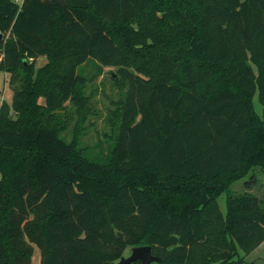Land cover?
Here are the masks:
<instances>
[{
	"label": "trees",
	"instance_id": "obj_1",
	"mask_svg": "<svg viewBox=\"0 0 264 264\" xmlns=\"http://www.w3.org/2000/svg\"><path fill=\"white\" fill-rule=\"evenodd\" d=\"M0 52V264L34 247L39 264H114L139 245L156 264H243L264 241V196L229 191L264 172V0H0ZM89 59L123 91L94 159L60 136L68 104L91 109Z\"/></svg>",
	"mask_w": 264,
	"mask_h": 264
},
{
	"label": "rangeland",
	"instance_id": "obj_2",
	"mask_svg": "<svg viewBox=\"0 0 264 264\" xmlns=\"http://www.w3.org/2000/svg\"><path fill=\"white\" fill-rule=\"evenodd\" d=\"M44 61V57L39 58L37 65L43 64ZM78 70L86 77L83 93L89 97L91 109L89 113L77 112L68 104L67 110L71 114V121L60 136L67 142L73 140L80 156L88 159L103 157L110 152L114 142L117 126L115 112L119 108L123 91L117 88L114 80L115 67L102 66L89 59L78 67ZM2 101L11 103L12 90L9 85V74L0 70V104ZM251 103L255 112L261 116L263 106L258 101L257 93L251 98ZM229 191L235 194L251 192L263 197L264 172L259 167L250 168L230 183ZM217 202L220 210L225 213V193L220 194ZM130 249L131 246L126 247L121 256H129ZM239 256L243 264H264V241L248 254L239 251ZM39 258V250L34 247L31 264H39Z\"/></svg>",
	"mask_w": 264,
	"mask_h": 264
},
{
	"label": "water",
	"instance_id": "obj_3",
	"mask_svg": "<svg viewBox=\"0 0 264 264\" xmlns=\"http://www.w3.org/2000/svg\"><path fill=\"white\" fill-rule=\"evenodd\" d=\"M133 261H140L141 264H152L160 261V258L152 254L150 245L132 246L130 255L121 256L115 264H129Z\"/></svg>",
	"mask_w": 264,
	"mask_h": 264
},
{
	"label": "built area",
	"instance_id": "obj_4",
	"mask_svg": "<svg viewBox=\"0 0 264 264\" xmlns=\"http://www.w3.org/2000/svg\"><path fill=\"white\" fill-rule=\"evenodd\" d=\"M15 2H20L21 0H14Z\"/></svg>",
	"mask_w": 264,
	"mask_h": 264
}]
</instances>
